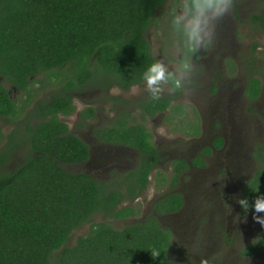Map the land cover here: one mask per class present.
I'll use <instances>...</instances> for the list:
<instances>
[{
	"label": "trees",
	"instance_id": "obj_1",
	"mask_svg": "<svg viewBox=\"0 0 264 264\" xmlns=\"http://www.w3.org/2000/svg\"><path fill=\"white\" fill-rule=\"evenodd\" d=\"M166 2L0 0V119L14 123L7 135L0 125V143L6 139L0 148V264H168L172 232L155 214L122 226L94 220L97 214L118 220L138 214L132 200L147 186L158 158L150 131L142 123H129L127 113L95 131L103 139L129 143L141 152V163L127 174L123 188L121 182L112 186L63 166L84 162L89 150L59 117L75 110L74 92L87 85L115 83L127 88L144 81V69L158 60L146 33ZM252 18L264 28V16ZM42 73L60 79L58 90L32 101L31 113L18 120L25 106L18 105L4 82L28 94ZM260 88V80L252 78L249 93L257 96ZM170 99L159 93L152 99L150 92L138 104L155 115L169 107ZM92 111L85 109L82 117L93 115ZM18 152L23 159L7 168ZM259 156L264 164V153ZM177 163L178 168L187 167L182 159ZM262 194L260 169L245 187L249 208ZM163 201L158 211H174L181 207L182 196L172 193ZM86 223L88 231L73 239ZM262 243L264 231L243 252L254 253Z\"/></svg>",
	"mask_w": 264,
	"mask_h": 264
},
{
	"label": "rangeland",
	"instance_id": "obj_2",
	"mask_svg": "<svg viewBox=\"0 0 264 264\" xmlns=\"http://www.w3.org/2000/svg\"><path fill=\"white\" fill-rule=\"evenodd\" d=\"M182 3L183 0H167L157 10L146 35L151 43L152 54L165 65L166 69L172 71L173 76L182 79V84L178 88L174 87L171 81H162L157 90L172 97L174 95H179V98L182 97L187 106L186 114L173 117V110L180 105V99H178L177 101L174 100L175 103L173 102L167 110L169 113L144 117L138 106V102L147 98L150 93L144 82L133 85L130 89L121 88L115 83L109 87L93 83L81 93L74 94L76 105L74 113L69 116L61 115V118L74 129L75 133L81 134L86 139V137L94 134L97 127L112 124L119 110L131 109L136 122H142L151 129L155 139L160 134L162 140L167 141L163 145L166 152L161 149L163 167L160 169L165 173H168L164 167L167 165L169 157L181 155V151L184 152L185 157H188L187 151L189 154L192 153L202 141L198 135L203 134L202 138L208 139L211 136L213 125L211 124L213 114H208V110L207 113L203 112V126H201L203 123L198 121L196 113L192 110L193 103L196 101L205 107L212 103L208 97L211 96L214 83L211 84L213 74L209 73V67H207V63L210 65L209 61L200 62L196 65L189 63L192 54L201 47L191 53L187 52L184 48L183 33L171 23L173 15L181 11L180 5ZM234 9L235 12L237 11V19L231 17L235 14ZM254 13L264 14V0H233L232 7L227 13L218 20L210 18L208 21L209 27L215 25L214 36L209 44L204 45V48L208 50L217 49L218 57H215L214 60L219 64L218 69L227 72L225 83L222 85L223 93H225L223 97L227 96V92L229 93L228 88H231L235 93L233 103L227 106V114L233 112L237 124L234 133L231 134L230 125L227 126L228 131H226L230 138L226 152L229 153V157H232L235 168H229L231 175L227 176L223 184L218 183L219 178L215 176L217 168L211 161L207 170L202 173L195 176L187 174L186 187L189 191L187 193L194 194L195 197H191L186 214L179 219L186 222V225L178 227L179 222H174L173 218L171 221L175 225L171 226H168L169 221L167 219H163V222L160 221L162 225L171 227V230L173 228L177 232L172 242L168 264H200L201 260H206L208 264H264V250L257 256L242 254L244 248L264 231V225L254 219V215L264 218V212L254 213L253 208L244 209L239 203L237 208H232L226 200V196L229 197V195L238 196V199L244 198L245 184L257 169H264L253 156L256 146L264 141V92L262 97L256 100H248L243 91L247 85V75L252 64L255 62L254 70L259 76H262L263 65L261 67V63L264 62V31L262 24L253 21L251 15ZM255 43L258 44L257 50L260 53L257 55L259 57L254 55ZM182 60H186L190 65L186 80L183 79L185 74L180 71ZM60 83V79L55 76L42 73L36 76L29 93L25 94L8 82H4L18 105L25 106L24 112L18 120L31 113L32 104L30 103L32 101L48 98L52 91L58 90ZM191 83L198 84L197 89L194 90L193 85L185 87V84L190 85ZM187 104H191L190 107ZM86 108H92L94 115L88 116L84 122L81 120L80 112ZM176 118L180 119L181 123L177 122ZM36 119L33 118V120ZM13 124L8 120L0 119V125L5 135L12 130ZM197 124L200 125L199 134H196L193 127ZM164 134L166 135L165 138H163ZM177 137L182 138L181 142L168 141L170 138ZM5 140L1 141L0 148H2ZM115 149L116 155L109 147L97 146L94 150L96 162L92 167L74 164H63V166L75 172L89 169L91 173H97L99 180L106 182L114 178V175L120 177L125 170L130 169L133 165L132 151L119 147ZM23 157L24 154L18 152L7 165V168L15 167L16 163L20 162ZM212 158L215 159V157ZM194 180L197 186L194 184ZM230 181L232 184H229ZM156 184L157 182L152 176L148 188L136 202L140 208L136 216L118 220L97 214L94 216V220L105 219L114 226H122L134 220L145 219L152 214V209L147 210V208L153 194L160 190L156 188ZM127 203L125 202V204ZM89 227L90 223L84 224L74 232L73 239L79 234L86 233ZM226 240L232 243L228 245Z\"/></svg>",
	"mask_w": 264,
	"mask_h": 264
},
{
	"label": "flooded vegetation",
	"instance_id": "obj_3",
	"mask_svg": "<svg viewBox=\"0 0 264 264\" xmlns=\"http://www.w3.org/2000/svg\"><path fill=\"white\" fill-rule=\"evenodd\" d=\"M236 12L234 9L235 14L231 15L232 19H234V18L237 19ZM256 14H259V15L261 14V16H264L263 13H254L251 15V17H253ZM263 31H264V28H263ZM257 53H260V51L257 50V52L255 53V55L257 57H259L257 55ZM217 54H218L217 49L212 48L211 50H208L207 48H204V46H201L200 49H198L195 53L192 54V56L189 60L190 65H196L197 63H200V62L209 61L210 65H208V63H207V67H209L208 68L209 73L213 74V77L211 78V84L214 83V85L212 86L213 91L211 92V96L208 97V99L212 100V103L205 107V106L199 105L197 103V101H196V103L192 102L194 104V107L192 108V110L194 113H196V117H197L198 121L200 120L201 123H203V116H204L203 112L207 113V110H208L209 111L208 114H213L211 116V124H213L211 136L208 139H205V138H202L203 134L201 136L198 135L202 141L194 149V151L192 153L189 154V151H187L188 157H185L186 155L184 154L183 151L180 152L181 155L174 156L173 158L169 157V160L167 161V165L164 167V169L166 171H168V173H165L163 170L160 169L163 167L162 166V161H163L162 150H164L166 152L165 147L163 145L167 141L164 139L162 140L160 134H159V136H157V139H155V136L153 135V132L151 131V129H149L142 122H136L135 117H134L131 109L124 108L122 110H119V112L114 117V121L112 124L107 125V126H102V127H108V126L113 125L118 119H120L122 116L126 115V113H127L128 114L127 118H128L129 123H131V124L142 123L150 131V141L156 149V153L158 154V158L156 159L155 164L149 173V182H148L147 186L140 191V193L135 197V199L132 200V203L135 206L136 212L138 213L140 211V208L136 202L142 196V194L146 191V189L148 188V186L150 184L151 177L154 176V179L157 182L156 188L160 189V190L156 191V194H153L152 200H151L147 210L151 208L152 214L153 215L155 214L157 216L158 220L161 222H163V219H167L169 221L168 226L175 225L174 222H179L178 227H184L186 225L185 224L186 222H182L179 219H180V217H182L186 214V209H188L191 197H195L194 194H188L187 193V192H189V191H187V187H186V181L188 179L187 174H193V176H195L199 173H202L203 171L207 170L208 164L211 161L212 164L215 165V168H217L216 169L217 173L215 176L217 178H219L218 183L223 184V181H226L227 176L229 177L231 175L229 168L230 167L235 168V163L232 160V157H229V153L226 152V149L229 146V139H230L228 132H226V131H228L227 126L230 125L231 128H229V129H230L231 134H232L235 132V126L237 124V120L234 118L233 112L227 114V106L229 104L233 103V101H234L233 95L235 93L231 90V88H228L227 91H229V93L227 92V96L223 97V94L225 95V93H223L222 85L225 83V78L227 77V72H225V71L222 72L221 69H218L219 64L214 60L215 57H218ZM254 64H255V62L252 64L251 70L249 71V73L247 75V78H248L247 85H246V87L243 88L245 96L248 100L258 99V98L262 97L263 92H264V88H263L264 85H263V81H262L263 80L262 76H264V62H263V64L261 63V67L263 65L262 76H259L256 73V71L254 70V68H255ZM250 66H251V64H250ZM236 70H238V69H236ZM223 73H225V74H223ZM254 77L258 78L260 80V83H261L260 92L257 96H253L249 93V84L252 81V78H254ZM141 83H144V81ZM141 83L132 84L131 86L124 88V89H130V87H132L133 85H137V84H141ZM191 85H193L192 88L195 87L194 90L197 89L196 86L198 84H194V83H191L190 85L185 84V87L187 88L188 86L190 87ZM89 86L90 85H87V88ZM117 86H119V85H117ZM119 87H121V86H119ZM121 88H123V87H121ZM81 92L82 91H75L74 94L75 93H81ZM157 92L160 94V96H163V97H169L170 96V95H166L165 93H162L161 91H158V90H157ZM149 95H150V93L148 94V97H149ZM170 97H171V99H170L171 102H170L169 107L166 110H162L160 112H157L155 115L147 114L146 111L144 110V108L138 104V106L140 107V109L142 111V115L144 117H149V116L154 117V116H159L160 114H163V113H169V111H167V110L171 107L174 100L177 101L178 99H180V103H179L180 105L176 106L177 108L175 107V109L173 110V114H172L173 117L176 115L178 117H180V116H183L184 114H186V112H187L186 107L187 106L184 103L185 100L182 99V97L179 98V95H174L173 97L172 96H170ZM147 98H145L139 102L142 103L145 100H147ZM187 105H189V107H190L191 104H187ZM86 109H88V108H86ZM75 110H76V107H75ZM74 111L70 114L59 113V117L61 118V115L69 116V115L73 114ZM83 111L84 110H82L80 112V116H81V120L85 122L88 119V116H86L85 118L82 117ZM210 112H212V113H210ZM93 115H94V112H93ZM93 115H90V117H92ZM175 120L177 122L181 123L180 119L176 118ZM198 121H196V122L198 123ZM203 125H204V123L201 126H203ZM68 126H69V124H68ZM193 127L195 129L196 134H199L200 133V131H199L200 125L199 124H197L195 126L193 125ZM97 128H100V127H97ZM69 129L72 133L76 134L83 141H85L87 143L88 150H89V156H88L87 160H85L84 162H81V163H65V164H68V165L74 164V165L87 166V167L94 166V163L96 162L95 156H94V150L97 148V146H103V147L111 148L114 155L117 154L115 148H118V147L132 151V153H133V160H132L133 165H132V167L128 170H125L121 174L120 177H118V175H114L115 176L114 178L106 181L112 186H117V182H121V187L127 188V184H128L127 174L138 169V167L141 163V159H140L141 158V152H140V150L138 148H136L135 146H133L129 143H126V142H117V141L103 139L96 134V132H95L96 129L94 130V134H91L90 137H86V139L84 137H82L81 134L78 135L77 133H75L73 131L74 129H72L70 126H69ZM165 137H166V135L164 134L163 138H165ZM263 138H264V136H263ZM181 139H182L181 137H177L174 139L170 138V139H168V141L174 140V141H180L181 142ZM160 140H162V141H160ZM206 148H209V152L206 151ZM260 149H263V152H261ZM259 153H264V141L262 144H259L258 146H256L254 153H253L254 158L264 167L263 162L261 163V161L259 160L260 159ZM230 154L233 155V153H230ZM212 157H215V159H213ZM197 158H199V159L197 160ZM178 159L184 160L187 163V167H184V168L179 167L178 168L177 167L179 165V163H177ZM258 170H260V169H257L255 171V173ZM82 171H84V172L90 174L91 176L99 179L97 173H95V172L91 173V171L89 169L82 170ZM82 171H79V172H82ZM263 172H264V169H263ZM190 179L192 181V178H190ZM194 184L197 186L195 180H194ZM229 184H232L231 181ZM246 184H245V187H246ZM245 187H244V191H245ZM172 193H180L181 194V196H182L181 207L178 208L177 210H174V211H169V210H165L162 212L158 211L157 206L160 208L163 207V203L165 201V200L163 201V197H165L166 195H171ZM226 200L229 202V204L232 208H234V207L237 208V204H238V200H239L238 196L233 197V195H229V197L226 196ZM126 202L129 203L130 200H127ZM165 207L170 208V206L168 204ZM152 214H150V215H152ZM171 218H173L174 222L171 221ZM171 232H172V242H173L174 237H175V233H177V232H175L173 228H172ZM225 242L228 245L232 243L231 241H228V240H226ZM250 244H248V245H250ZM263 250H264V243H262L260 245V248L256 252L245 254L242 251V254L245 256H253V255L257 256Z\"/></svg>",
	"mask_w": 264,
	"mask_h": 264
},
{
	"label": "clouds",
	"instance_id": "obj_4",
	"mask_svg": "<svg viewBox=\"0 0 264 264\" xmlns=\"http://www.w3.org/2000/svg\"><path fill=\"white\" fill-rule=\"evenodd\" d=\"M233 0H183L180 5L181 11L173 15L171 23L176 29L183 33L184 48L191 53L201 46L207 45L211 42L214 36V28L208 26L209 19L218 20L232 7ZM189 63L182 60L180 64V71L184 75V80L187 79V72L189 70ZM145 85L151 92V98L157 99V89L160 87V82L171 81L174 87H180L182 79L173 76L172 71L166 69L165 65L157 60L146 66L142 73ZM238 203L244 208L249 207L248 202L244 198H240ZM254 213L264 212V194L256 196L252 203ZM261 225H264V218L255 216ZM158 253L153 252V256ZM200 264H208L206 260H201Z\"/></svg>",
	"mask_w": 264,
	"mask_h": 264
}]
</instances>
